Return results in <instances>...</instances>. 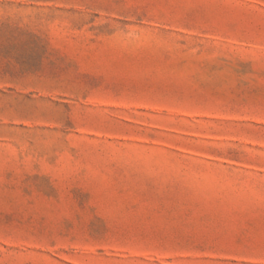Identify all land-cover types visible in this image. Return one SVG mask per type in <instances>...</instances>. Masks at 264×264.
<instances>
[{
    "label": "rangeland",
    "instance_id": "1",
    "mask_svg": "<svg viewBox=\"0 0 264 264\" xmlns=\"http://www.w3.org/2000/svg\"><path fill=\"white\" fill-rule=\"evenodd\" d=\"M0 264H264V0H0Z\"/></svg>",
    "mask_w": 264,
    "mask_h": 264
}]
</instances>
